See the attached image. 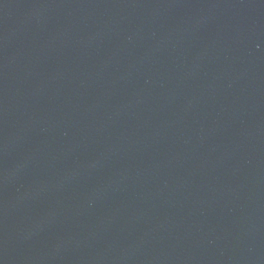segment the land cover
Wrapping results in <instances>:
<instances>
[{"label":"water","instance_id":"water-1","mask_svg":"<svg viewBox=\"0 0 264 264\" xmlns=\"http://www.w3.org/2000/svg\"><path fill=\"white\" fill-rule=\"evenodd\" d=\"M0 264H264V0H0Z\"/></svg>","mask_w":264,"mask_h":264}]
</instances>
